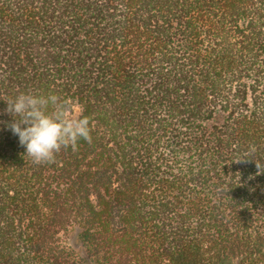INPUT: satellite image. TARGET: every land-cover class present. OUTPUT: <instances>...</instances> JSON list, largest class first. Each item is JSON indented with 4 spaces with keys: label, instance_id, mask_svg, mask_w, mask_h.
Masks as SVG:
<instances>
[{
    "label": "trees",
    "instance_id": "16d2710c",
    "mask_svg": "<svg viewBox=\"0 0 264 264\" xmlns=\"http://www.w3.org/2000/svg\"><path fill=\"white\" fill-rule=\"evenodd\" d=\"M21 93L91 143L33 164ZM0 264H264V0H0Z\"/></svg>",
    "mask_w": 264,
    "mask_h": 264
},
{
    "label": "clouds",
    "instance_id": "9594fccd",
    "mask_svg": "<svg viewBox=\"0 0 264 264\" xmlns=\"http://www.w3.org/2000/svg\"><path fill=\"white\" fill-rule=\"evenodd\" d=\"M6 103L5 111L13 117L9 127L33 164L55 163L61 149L76 150L80 140L92 141L90 118L83 109L73 116L72 105L56 94L21 93Z\"/></svg>",
    "mask_w": 264,
    "mask_h": 264
},
{
    "label": "rangeland",
    "instance_id": "374dc122",
    "mask_svg": "<svg viewBox=\"0 0 264 264\" xmlns=\"http://www.w3.org/2000/svg\"><path fill=\"white\" fill-rule=\"evenodd\" d=\"M79 112H80L79 107H77V106L73 107V111H72L73 116H78Z\"/></svg>",
    "mask_w": 264,
    "mask_h": 264
}]
</instances>
